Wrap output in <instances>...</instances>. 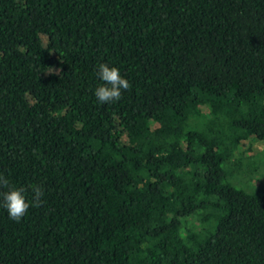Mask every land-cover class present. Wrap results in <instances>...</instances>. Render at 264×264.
Instances as JSON below:
<instances>
[{
  "label": "trees",
  "instance_id": "trees-1",
  "mask_svg": "<svg viewBox=\"0 0 264 264\" xmlns=\"http://www.w3.org/2000/svg\"><path fill=\"white\" fill-rule=\"evenodd\" d=\"M254 159L264 0H0V264H264Z\"/></svg>",
  "mask_w": 264,
  "mask_h": 264
},
{
  "label": "clouds",
  "instance_id": "clouds-1",
  "mask_svg": "<svg viewBox=\"0 0 264 264\" xmlns=\"http://www.w3.org/2000/svg\"><path fill=\"white\" fill-rule=\"evenodd\" d=\"M96 75L103 84L98 86L94 95L101 104L112 103L121 99L122 90H128L131 85L123 78L116 67H109L101 63L98 65ZM25 189L15 188L10 181L0 173V206L6 209L10 219L19 221L28 211L30 205L24 195ZM31 207H40L43 204V189L40 186L31 188Z\"/></svg>",
  "mask_w": 264,
  "mask_h": 264
},
{
  "label": "rangeland",
  "instance_id": "rangeland-1",
  "mask_svg": "<svg viewBox=\"0 0 264 264\" xmlns=\"http://www.w3.org/2000/svg\"><path fill=\"white\" fill-rule=\"evenodd\" d=\"M261 147L260 143H256L253 147V152H259ZM254 164L255 165L250 166V171L244 167L246 172L241 174L237 173V176L235 177L237 185H242V187L246 186V189H249L248 187L250 184L254 186L264 185V160L259 161L258 159H254Z\"/></svg>",
  "mask_w": 264,
  "mask_h": 264
}]
</instances>
